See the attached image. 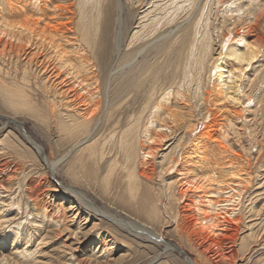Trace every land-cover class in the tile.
<instances>
[{
    "label": "bare ground",
    "instance_id": "1",
    "mask_svg": "<svg viewBox=\"0 0 264 264\" xmlns=\"http://www.w3.org/2000/svg\"><path fill=\"white\" fill-rule=\"evenodd\" d=\"M89 1L92 0H3L7 8L6 12L0 10V73L11 80L21 79L20 85L24 88L35 82L43 87L44 92L49 88H53L54 93L60 90L58 93L64 99V108L61 103L58 106L62 107L64 115L59 114V127L66 129L71 136H82L70 150L50 162L45 159L42 147L29 136L26 138L52 173L73 148L87 143L94 133V122L98 116L104 115L103 132L87 143L82 152L88 158L97 157L99 160L110 155L103 176L105 185L118 165L126 172L130 195L138 190L139 182L156 180L158 205L161 195L166 197L167 205L174 204V208L166 205L170 219L183 229L187 238L201 236L215 242L212 234L229 236L230 246H219L217 241L216 244L222 259L234 262L238 240L235 223L241 219L240 211L236 210L253 174L248 169L247 159L252 147L244 148L237 140L226 137L225 129H232L239 120L244 123L243 114L247 109L242 103L253 102L258 92H262L259 108L261 105L264 108V0H219L221 5L223 3L222 8L218 4L213 8L204 0H179L181 3L170 12L165 30L159 29L158 20H151L129 36L123 18L124 5L120 0L119 14L109 34L113 37L111 48L106 43V34H103L108 25L107 15L96 38L94 23H98V19L87 7ZM182 12L184 16H181ZM151 49L156 54L164 49L167 57L178 49L180 55L175 73L169 78L168 90L155 99L162 87H159V79L153 76L144 92V106L136 115L135 104L141 97L136 98L135 94L131 98L126 96L138 86L135 85L138 77L145 79L151 75L153 62L147 58ZM113 52L115 61L108 63L103 79L99 75L101 67L97 69L93 55L107 54L110 57ZM258 67L262 69L257 71ZM115 81H118L116 87L111 89ZM0 85L8 93L9 88L1 81ZM130 85L135 86L129 91ZM175 90L173 100L168 101L167 95ZM13 92L10 98L15 96ZM17 96L22 97L19 93ZM13 102L15 99H10L9 104ZM56 106L55 102L51 106L53 115ZM24 108L28 110L29 107L21 110ZM146 108L150 116L146 114L147 117L142 118ZM185 114L194 120L185 123L184 132L178 135L175 131L184 123ZM202 115L207 117L206 123L189 149H183L186 132L194 129ZM9 120L16 122L13 118ZM162 145L170 148L156 164L154 157ZM209 150L215 152L211 158ZM214 156L220 162L217 163ZM225 170L227 173L222 174ZM60 185L64 193L81 200L95 213L111 216L112 223L162 239L161 234L150 226L115 217L93 205L82 191L68 184ZM189 190L193 194L188 195ZM197 190H201V194L196 195ZM65 197L68 199L67 195ZM158 205H153L152 220L161 218ZM80 225L71 233L79 240L85 236ZM196 245L205 257L211 258L212 264H221L217 256H213L212 247L206 246L204 241ZM168 246L180 248L173 244ZM187 258L188 264H198ZM4 263L19 264V260L3 257L0 264Z\"/></svg>",
    "mask_w": 264,
    "mask_h": 264
},
{
    "label": "rangeland",
    "instance_id": "2",
    "mask_svg": "<svg viewBox=\"0 0 264 264\" xmlns=\"http://www.w3.org/2000/svg\"><path fill=\"white\" fill-rule=\"evenodd\" d=\"M119 1L92 0L87 5L90 12L98 19V23L97 21L94 23L95 28L93 27L94 30L97 28L94 35L96 38L103 29L104 17L107 15L108 25L103 34H106V43L110 44V48L113 37L109 34L119 14ZM121 1L124 5L123 18L128 36L133 31L147 26L151 20H158L160 22L159 29L165 30L168 27L166 22L170 12H174L176 6L181 3L179 0ZM203 2L213 8L217 4L220 5V8L223 5L219 0H204ZM188 3L184 4L185 11L188 9ZM225 3L227 4V2ZM225 3L224 5H226ZM6 8L3 0H0L1 12H6ZM106 9L107 14L104 13ZM181 16H184V12ZM219 17L218 21L221 20ZM155 54L154 49H151L147 56L148 59H151L150 62H153L150 68L151 75L149 74L145 79L138 77V81L135 82V85L138 86L132 90L133 92L130 90L135 85H130L128 88L130 92L126 96L127 98H131L134 94L136 98L141 97L135 104L134 113L136 115L144 106V92L150 84L149 81L153 80V76L159 79V87H162L155 94V99L168 90L171 85L169 78L175 73L176 60L180 55L178 49H174L168 57L164 53V49ZM112 56L109 57L107 54L102 56L98 53L93 55L97 69L101 67L99 75L103 79L108 63L115 61L116 54L114 52ZM153 57H158V59L155 60ZM105 63H107L106 67ZM11 68L13 67L11 66ZM262 68L258 67L257 71ZM0 81L9 88L7 93L0 85V259L3 257L11 261L17 259L19 264H76L77 262H82L81 264H88V262L90 264H188L186 260L189 257L198 264H212L211 258L205 257L203 251L196 245L198 242L204 241L206 246L212 247L213 256H217L216 258L221 264H264V147H261L264 145V108L262 105L259 108L258 104L262 92L259 93L257 90L258 93L253 102L242 103L247 109L243 114L244 123L239 120L232 125V129L227 131L225 129L226 137L237 140L238 143L244 145V148L252 147L249 149L250 154L247 159L249 160L248 169L253 174L242 194L239 209L236 210V212L240 211L241 219L235 223V225L237 224L235 227L238 228V240L235 243L237 255L232 262L230 259H222V256L218 254L220 253L219 246H230L231 238L229 236L212 234V238L215 237V242L201 236V238L195 237L190 240L183 233V229L174 224L170 219V210L166 208L167 201L164 195H161L162 200L158 205L157 200L160 198L156 180L139 182L138 190L130 195L127 189L126 172L122 171L118 165L110 175L108 184L105 185L103 176L107 171L110 155L107 154L103 160H99L97 157L88 158L87 154L82 152L87 143L92 142L97 135L103 132L101 125L104 122V115L98 116L94 122V133L87 143L73 148L69 155L59 163L56 171L51 173L26 137L29 136L42 147L45 159L49 162L70 150L76 140L82 137L81 135L71 136L66 129L59 127V114L64 115L63 109H61L64 108V99L59 96L60 90L54 93V89L47 86L49 89L44 92L43 87L35 85V82H30V87L24 88L20 85L21 79L11 80L1 73ZM41 82L40 80L39 84ZM117 82L115 81L111 85V89L113 86L116 87ZM12 92L15 96L10 98ZM175 92L176 90L167 95L168 101L173 100ZM17 93L22 97L19 98ZM10 99H15L13 102V104L16 103L15 106L9 104ZM54 102L57 105L55 109L57 114L53 115L51 106ZM60 103L63 104L62 107L58 106ZM23 107L29 108L28 110L24 108L25 111L21 110ZM148 112L149 109L146 108L142 113V118L150 116ZM10 118L15 119L16 122H12L9 120ZM206 118L202 115L196 121L194 129L186 132V143L183 149H189L206 123ZM191 119L194 120L193 117L185 114L184 123L175 133L182 135L185 126L190 123ZM169 148H165V145L161 146L154 157L155 159L153 158L156 164L160 163L162 154H165ZM208 153L210 158L215 154L213 150H209ZM243 156L246 159V156ZM216 158L214 156V160H217V163L220 162ZM225 173H227L226 170L222 171V174ZM60 184H68L82 191L93 205L109 211L115 217L136 220L150 226L161 234L162 239L157 240L149 237L139 229L130 231L126 227L112 223L111 216L95 213L86 204L81 203V200L64 193ZM215 189L218 188L215 187ZM187 193L191 195L193 191L189 190ZM195 193L196 195L201 194V190H197ZM66 195L68 199L65 197ZM221 195L225 194L221 193ZM69 200L72 201V204L69 203ZM154 204L158 205L162 214L159 220L150 218ZM173 205L172 203L167 206L174 208ZM74 215L76 216L74 217ZM79 225L85 235L80 240L75 239V236L71 234ZM86 231L87 233H85ZM169 244L177 245L180 248L173 249L168 246ZM63 248L64 250H62ZM184 256L187 257L184 258Z\"/></svg>",
    "mask_w": 264,
    "mask_h": 264
}]
</instances>
